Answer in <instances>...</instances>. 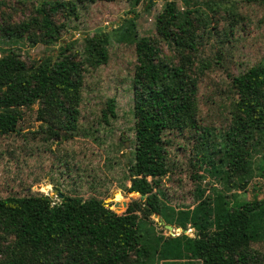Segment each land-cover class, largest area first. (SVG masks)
Returning <instances> with one entry per match:
<instances>
[{"label": "trees", "instance_id": "16d2710c", "mask_svg": "<svg viewBox=\"0 0 264 264\" xmlns=\"http://www.w3.org/2000/svg\"><path fill=\"white\" fill-rule=\"evenodd\" d=\"M39 1V3H38ZM97 0H0V134L19 130L20 105L31 66L14 46L54 44L61 41L69 22L81 8ZM149 0H134L135 4ZM177 9L176 35H139L132 19L110 32L84 37V71L97 69L109 59L112 40L134 45L137 65L132 79L134 115L140 132L155 131L164 137L196 128L191 150L197 164L221 186L202 187L204 175H195L193 205L172 206L154 192L146 177L134 180L138 192L123 213L104 199L64 194L58 201L43 192L0 198V264H264V251L254 244L264 241V198L245 197L256 174L264 175V59L232 78V89L212 82L206 99L218 105L219 123L200 128L196 122L201 83L209 65L198 52L196 28L189 9L209 20L202 4L216 14L226 13L243 26L253 18L245 11L251 0H182ZM248 3V4H247ZM28 8L24 18L15 16ZM188 9V10H187ZM7 46V47H3ZM38 95V118L45 133L54 138L76 130H96L116 116L110 98L101 109L96 127L81 120L85 100L84 77L56 82L50 68L43 71ZM233 94L228 105L216 96ZM263 153L260 164L255 155ZM161 160V157H160ZM162 161V160H161ZM154 157L145 162L152 164ZM156 169L167 173V161ZM143 162L132 159L131 172L141 176ZM154 175L155 171L144 173ZM165 174H162L163 176ZM160 186V185H159ZM43 185L41 189L43 190ZM135 189V190H136ZM61 192V191H59ZM123 201L121 194L116 195ZM141 212V214H139ZM182 229L179 234L158 230L152 218Z\"/></svg>", "mask_w": 264, "mask_h": 264}, {"label": "rangeland", "instance_id": "374dc122", "mask_svg": "<svg viewBox=\"0 0 264 264\" xmlns=\"http://www.w3.org/2000/svg\"><path fill=\"white\" fill-rule=\"evenodd\" d=\"M149 2L152 4L150 7L146 1L135 4L134 0H97L87 8H81L77 17L69 22L61 41L51 45H31L23 41L14 44L33 65V69L24 84L19 130L0 134V198L43 192L58 201L60 198L53 196L54 187H57L64 194L102 198L107 205L123 213L128 207H115L117 194L123 196L128 206L135 192H138V200H146V196H141V192L133 186L134 180L137 181L139 177H146L154 192L163 190L166 197H161L176 207L194 204L197 187L195 175L205 176L200 182L208 192L210 185L222 187L220 182L198 166L192 155L196 128L178 131L169 137L155 131L140 132L136 128L132 87L137 65L134 45L112 40L107 63L84 71L83 49L87 35L110 32L132 19L141 36L155 35L159 31L165 36L176 35L177 9L184 11L182 0ZM250 5L245 7V11L252 13L253 18L242 27L226 13L214 14L204 4L202 9L209 15V20L195 15L193 7L189 9L187 17L196 28L197 53L209 65L207 77L201 83L200 95L197 96L199 110L195 123L200 128L211 123L218 124L217 119L221 116L218 105L213 109L206 102L213 90L212 82L232 89L235 75L264 59V0H251ZM28 12L30 10L26 8L15 19L24 18ZM47 68L51 69L56 82L84 77L86 90L81 120L86 127L98 126L101 109L108 99L114 98L116 116L110 119L109 125H101L97 130L92 128L88 132L79 128L71 134L48 138L46 124H42L38 118V95L42 74ZM232 97L231 93L221 97L217 95L216 100L220 105H228ZM126 140L131 143L129 161L126 158ZM262 155H255L256 165L261 163ZM150 157H154V166L158 162L165 165L162 161H167L169 171L162 173L152 164L146 165ZM132 159L134 163L135 160L144 163L141 176L132 174ZM148 171H155V174L145 176L144 173ZM41 185L45 189L42 190ZM245 197L264 198V175L256 174ZM152 218L158 230L166 234L169 232L159 217L154 215ZM254 246L264 251V241ZM195 264L202 263L197 261Z\"/></svg>", "mask_w": 264, "mask_h": 264}, {"label": "water", "instance_id": "95a60500", "mask_svg": "<svg viewBox=\"0 0 264 264\" xmlns=\"http://www.w3.org/2000/svg\"><path fill=\"white\" fill-rule=\"evenodd\" d=\"M125 147L127 149V153H126V158H127V161H129V155L131 154V143H130V140H126L125 142ZM41 188V186H40ZM54 195H57L59 198H64V194L62 192H59V189L57 187H54ZM115 207L117 209H120V207L123 205L124 207H128V202L127 201H116L115 202ZM156 217H159L162 221H163V218L161 216H159L158 214H155ZM164 223V221H163ZM164 226H166V228L168 229L169 231V234H179L180 232H182L183 230L182 229H176L174 228L173 225L171 224H165L164 223ZM177 230V231H176Z\"/></svg>", "mask_w": 264, "mask_h": 264}, {"label": "bare ground", "instance_id": "6f19581e", "mask_svg": "<svg viewBox=\"0 0 264 264\" xmlns=\"http://www.w3.org/2000/svg\"><path fill=\"white\" fill-rule=\"evenodd\" d=\"M43 189H45V187Z\"/></svg>", "mask_w": 264, "mask_h": 264}, {"label": "built area", "instance_id": "2783aa9c", "mask_svg": "<svg viewBox=\"0 0 264 264\" xmlns=\"http://www.w3.org/2000/svg\"><path fill=\"white\" fill-rule=\"evenodd\" d=\"M177 231V230H176Z\"/></svg>", "mask_w": 264, "mask_h": 264}]
</instances>
